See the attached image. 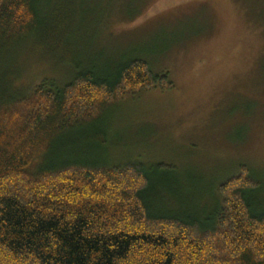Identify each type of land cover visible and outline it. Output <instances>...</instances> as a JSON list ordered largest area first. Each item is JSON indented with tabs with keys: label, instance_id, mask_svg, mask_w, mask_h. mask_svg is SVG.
I'll return each mask as SVG.
<instances>
[{
	"label": "trees",
	"instance_id": "trees-1",
	"mask_svg": "<svg viewBox=\"0 0 264 264\" xmlns=\"http://www.w3.org/2000/svg\"><path fill=\"white\" fill-rule=\"evenodd\" d=\"M63 4L0 0V264H264V208L248 196L258 184L247 167L219 184L221 206L201 227L151 212L141 164L77 163L54 149L117 101L172 86L143 58L106 73L83 63L65 37L78 3ZM22 46L62 57L69 79L19 84L2 63Z\"/></svg>",
	"mask_w": 264,
	"mask_h": 264
},
{
	"label": "rangeland",
	"instance_id": "rangeland-1",
	"mask_svg": "<svg viewBox=\"0 0 264 264\" xmlns=\"http://www.w3.org/2000/svg\"><path fill=\"white\" fill-rule=\"evenodd\" d=\"M72 1L38 3L49 9ZM74 1L66 45L83 63L106 73L143 58L172 86L117 101L54 149L77 163L141 164L156 217L210 227L219 184L241 167L258 184L248 194L253 207L264 208V0ZM15 52L2 64L24 87L69 79L62 57L28 46ZM43 162L37 158L28 173Z\"/></svg>",
	"mask_w": 264,
	"mask_h": 264
}]
</instances>
